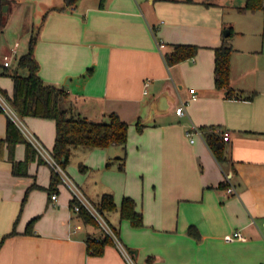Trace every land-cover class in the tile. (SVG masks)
I'll return each mask as SVG.
<instances>
[{
    "label": "crops",
    "instance_id": "1",
    "mask_svg": "<svg viewBox=\"0 0 264 264\" xmlns=\"http://www.w3.org/2000/svg\"><path fill=\"white\" fill-rule=\"evenodd\" d=\"M62 1L0 0V36L18 26L16 39L0 48V65L6 55L19 59L26 53L33 26L41 25L35 47L39 73L69 92L65 106L95 121L116 112L130 124L121 147L141 178H127L114 198L119 207L124 196L134 197L144 225L133 227L119 210L110 211L108 220L134 264H264V10H239L246 0H78L43 20ZM225 37L233 46L230 84L255 92L253 98H229L216 87L215 49ZM177 43L200 48L194 57L168 65L165 53ZM5 85L0 91L12 94L13 79ZM162 94L167 109L152 115ZM182 100L188 103L178 114ZM9 117L0 107V138ZM138 120L145 124L143 133ZM23 121L53 148V119ZM192 124L229 133L226 161L203 138L190 141L186 132ZM118 146L75 147L71 154L85 155V172L104 168ZM25 152V144H18L16 158L24 159ZM28 172L15 175L7 152L0 158V264H130L114 242L100 255L90 253L86 237L94 229L71 209L74 196L61 192L62 183L50 193L49 163L31 161ZM224 181L227 187H220ZM33 184L40 187L24 202ZM78 185L94 204L106 193L91 196ZM230 186L237 191L229 192ZM32 219L33 232L25 233ZM15 225L18 234L3 240ZM192 225L199 239L188 233ZM235 230L246 239L226 240Z\"/></svg>",
    "mask_w": 264,
    "mask_h": 264
},
{
    "label": "trees",
    "instance_id": "2",
    "mask_svg": "<svg viewBox=\"0 0 264 264\" xmlns=\"http://www.w3.org/2000/svg\"><path fill=\"white\" fill-rule=\"evenodd\" d=\"M78 0H63L52 6L44 15L43 20L51 10H64L77 3ZM241 11L263 9V0H246V3L238 8ZM3 15V14H2ZM3 18L0 17V24ZM41 25H35L32 28L29 39L28 51L21 55L17 65L10 74L13 79L12 94L6 90L3 92L7 95L13 109L21 118L40 117L53 119L56 123V139L53 148L51 149L55 159L66 169L70 160L72 149L75 147L84 148H100L108 147L113 144L126 146L129 137L130 124L121 119L120 115L112 112L109 119L106 121H95L88 119L80 112L73 108L65 106V101L69 96V92L62 86H56L44 81L41 77L40 63L35 56V47L38 41ZM199 46L195 44L177 43L172 51L165 53V59L168 65H174L186 59L194 57ZM233 46L228 37L224 38L221 46L215 49V68L214 80L217 88H224L227 91L226 96L229 98H253L255 92L245 94L243 91L235 90L231 84V54ZM8 69L7 66H4ZM145 124L142 120L136 122V128L141 133L144 130ZM205 140L217 159L220 162L227 160L226 141L224 139V130L218 126L202 127ZM25 144L26 152L22 160L16 158V147L18 144ZM7 152V158L12 162L13 173L15 175H28V166L31 161L38 160L46 162L37 152L36 148L26 138L17 123L8 118L6 127V136L0 138V158ZM126 154V153H125ZM119 168H125V156L120 157ZM111 162H108V165ZM86 165H81V170H85ZM62 183L58 173L52 169L50 193L57 189V185ZM228 182L224 181L220 187H227ZM33 187H40L37 184L29 186L27 189L24 202L27 199L29 191ZM80 202L73 197L70 206ZM96 208L103 214L114 210H119L122 219L130 221L133 227H142L144 225V214L137 208V201L134 197L126 195L123 197L120 206L118 207L111 192L103 193L95 204ZM79 217L92 229H98L99 223L93 214L82 204L78 211ZM35 220V219H34ZM32 219L25 230V233L33 232ZM114 230L117 233L116 228ZM188 233L199 239L200 232L195 226H190ZM18 234L16 225L14 229L3 237V240L9 236ZM2 240V241H3ZM2 243V242H1ZM0 243V244H1ZM112 239L102 232L97 235L89 233L86 237L87 248L90 253L100 255L104 252L107 244H112ZM151 257L149 260L151 261Z\"/></svg>",
    "mask_w": 264,
    "mask_h": 264
},
{
    "label": "built area",
    "instance_id": "3",
    "mask_svg": "<svg viewBox=\"0 0 264 264\" xmlns=\"http://www.w3.org/2000/svg\"><path fill=\"white\" fill-rule=\"evenodd\" d=\"M162 43H159V47L161 48ZM15 53V50L13 51ZM13 54L6 55L4 60V66H10L12 62ZM149 85V80L146 81V88ZM191 92L194 93L195 89H191ZM188 102L182 100L180 105L176 108V112L178 114H183L185 112L186 104ZM0 107L9 114L10 118H12L17 125L20 127L21 131L24 133L26 138L32 143V145L36 148L38 154L50 164L52 169L58 173L60 176L62 183L67 185L69 189L72 191L74 198H76L80 204L84 205L96 218L97 222L100 224L105 234L108 235L112 241L117 244L122 253L125 255L130 264H134L132 254L127 250L121 240L114 230L113 226L110 224L108 219L105 217L103 213H101L96 206L87 199L84 195L78 184L72 179V177L67 173L66 169H64L61 164L55 159L51 150L40 140V138L32 131L30 128L24 123L23 118H21L18 113L13 109L8 97L0 92ZM187 136L190 138V141L193 143L196 141V138L199 136L205 140L204 131L202 128L197 126L196 124H192L191 127L186 132ZM230 138L228 132H224V139L228 140ZM206 141V140H205ZM226 179L230 182V176L227 174ZM229 192H236V188L234 186H230L228 188ZM53 199H57V195H52ZM80 204L74 203L73 209L78 212L80 210ZM225 239L228 241H233L235 239L245 240L246 236L241 230H235L232 233H228L225 235Z\"/></svg>",
    "mask_w": 264,
    "mask_h": 264
},
{
    "label": "rangeland",
    "instance_id": "4",
    "mask_svg": "<svg viewBox=\"0 0 264 264\" xmlns=\"http://www.w3.org/2000/svg\"><path fill=\"white\" fill-rule=\"evenodd\" d=\"M17 27L18 26L13 24L9 27V29L2 32L0 36V48H2V46H5L4 44H8L9 42H12L13 40L16 39ZM1 58H3L2 53H0V59ZM17 59L18 57L14 59L12 58L13 67L9 69L5 68L3 65H0V86L6 87L5 83H9V84L12 83V78L10 74L15 69V66L17 64ZM141 133H143V131ZM121 146L122 145L118 146L120 152L115 154V156L109 158L108 162H111V164L108 165L107 163L106 166L104 165V168H100V169L97 167L96 168L89 167V170L85 172L81 171V165L87 164L85 162V155L82 154L80 150L73 151V153L70 156V160L66 166V171L68 174H70L72 179L77 184L79 182L80 185L86 189L89 195L94 196L97 193H103L104 191H106V192L113 193L115 196V191L122 186L123 182L127 178H130L133 180H135V178L136 179L141 178V174L137 175L135 163L131 161L128 164V156L126 157L125 151H123ZM116 155H120V156H116ZM122 156H125V168L124 169L119 168V164L121 161L120 157ZM67 190L72 193L69 187L65 185L64 183H62L61 192L64 193ZM71 209L74 210L72 207ZM108 213L109 212H105L104 214L107 219L109 218ZM101 232L102 234H105L101 226H99L98 229H94V234L99 235Z\"/></svg>",
    "mask_w": 264,
    "mask_h": 264
},
{
    "label": "water",
    "instance_id": "5",
    "mask_svg": "<svg viewBox=\"0 0 264 264\" xmlns=\"http://www.w3.org/2000/svg\"><path fill=\"white\" fill-rule=\"evenodd\" d=\"M3 10L7 11L8 6L5 5L3 7ZM166 101H167L166 94H162L161 96H159L153 105L152 115L160 113V112H164L167 109L166 105H168V103L166 104Z\"/></svg>",
    "mask_w": 264,
    "mask_h": 264
}]
</instances>
